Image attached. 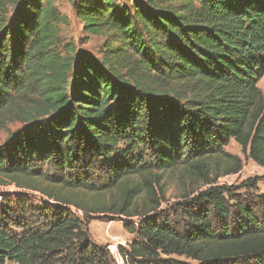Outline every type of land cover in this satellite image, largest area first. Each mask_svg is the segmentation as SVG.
I'll list each match as a JSON object with an SVG mask.
<instances>
[{
  "label": "trees",
  "instance_id": "1",
  "mask_svg": "<svg viewBox=\"0 0 264 264\" xmlns=\"http://www.w3.org/2000/svg\"><path fill=\"white\" fill-rule=\"evenodd\" d=\"M127 1L74 4L97 60L60 55L52 0H0V184L47 199L2 196L0 264H116L95 216L133 235L123 264H264V196L217 184L231 141L264 168V0ZM177 169L200 188L162 208Z\"/></svg>",
  "mask_w": 264,
  "mask_h": 264
},
{
  "label": "rangeland",
  "instance_id": "2",
  "mask_svg": "<svg viewBox=\"0 0 264 264\" xmlns=\"http://www.w3.org/2000/svg\"><path fill=\"white\" fill-rule=\"evenodd\" d=\"M55 7L59 10L60 14L66 18V23L60 25V44L58 46V51L63 57L68 52L71 51L72 56H76L78 52H83L88 56L99 60L102 56L103 51V41L104 38L100 36H91L87 34L80 23V21L75 17L74 4L80 0H52ZM119 5L124 7H129L127 0H115ZM11 12L8 13V19L11 17ZM258 87L261 90L264 97V76L258 83ZM19 125H11L9 127L10 131L15 130ZM225 152L238 157L241 160V169L238 173L228 176H222L217 179L218 185H225L233 189V195L235 197H242L243 200L253 199L256 196H264V168L258 166L253 161L245 158L241 153L240 147L231 141L228 146L225 147ZM259 179L256 189L244 190L238 189L242 183L251 180ZM133 181H138L139 178L133 177ZM162 184L165 188V197L167 202L162 204V208L167 207L168 204H172L181 198V194L184 191H191L199 189L198 184L187 185V179L184 176L182 169H177L174 171H165L162 174ZM235 190V191H234ZM23 194L30 197L32 202L36 205L40 201H46V197L39 192H30L27 189L18 188L13 185L0 184V201L2 196ZM51 203V202H50ZM72 212L78 217L82 218L83 213L75 211ZM129 221H136V218H131ZM88 230L93 241L99 245H107L110 235H117L123 238L127 244H129L133 235L128 233L123 228V223L118 218H105L100 216L93 217L88 225ZM127 246V245H126ZM185 261V260H183ZM188 264H194L191 261H185Z\"/></svg>",
  "mask_w": 264,
  "mask_h": 264
},
{
  "label": "built area",
  "instance_id": "3",
  "mask_svg": "<svg viewBox=\"0 0 264 264\" xmlns=\"http://www.w3.org/2000/svg\"><path fill=\"white\" fill-rule=\"evenodd\" d=\"M126 245H127L126 241L120 236L117 235L109 236V241L107 242L106 250L114 258L116 264H123L118 254V249L120 247H126Z\"/></svg>",
  "mask_w": 264,
  "mask_h": 264
}]
</instances>
